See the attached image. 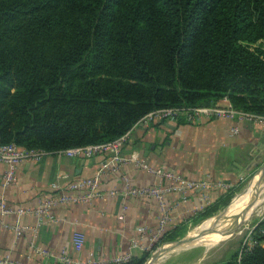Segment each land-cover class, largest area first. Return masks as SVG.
<instances>
[{
	"label": "trees",
	"instance_id": "16d2710c",
	"mask_svg": "<svg viewBox=\"0 0 264 264\" xmlns=\"http://www.w3.org/2000/svg\"><path fill=\"white\" fill-rule=\"evenodd\" d=\"M222 99L264 113V0H0L2 143L55 153L112 141L158 108ZM253 234L264 241V216ZM211 264H264V247Z\"/></svg>",
	"mask_w": 264,
	"mask_h": 264
},
{
	"label": "crops",
	"instance_id": "0c3cea01",
	"mask_svg": "<svg viewBox=\"0 0 264 264\" xmlns=\"http://www.w3.org/2000/svg\"><path fill=\"white\" fill-rule=\"evenodd\" d=\"M219 103H227V100L222 99ZM181 121L156 120L133 126L122 149L123 154L136 152L151 166L169 170L187 180L225 182L234 187L248 176L250 171L245 176L242 174L261 152L264 128L227 118ZM235 125L238 133L231 135L230 129ZM101 160L100 155L75 158L47 153L40 161L20 163L16 181L6 187L1 181L5 165L0 163V199L11 207L33 208L46 195L83 193L84 190H70L69 183L91 177ZM52 183L58 188L54 189ZM126 184L168 187L175 185V181L156 178L132 162L122 165L119 170L107 171L99 187L105 193L102 197L89 203L56 205L50 211L53 219L45 218L40 224L33 214H25L20 222L29 229L19 235L12 228L14 216L4 217L6 226L0 223V259L9 256L24 264L58 263L54 256L39 254L38 247L55 255L65 250L72 258H93L102 264L128 252L131 257L140 256L150 247L151 234L156 232L162 212L156 198L122 195ZM110 190H116L117 194L109 195ZM228 190L212 186L205 190L193 188L166 193L164 203L170 216L166 230L190 221L202 202V193L208 194L210 205ZM120 214L123 219L118 218ZM140 226L146 227V234H139L137 228ZM74 231L82 232L85 237L78 252L71 245ZM229 247L223 245L208 252L188 249L167 258L164 264H211L228 259L231 256L227 257L228 250L232 249ZM235 251L232 249V253Z\"/></svg>",
	"mask_w": 264,
	"mask_h": 264
},
{
	"label": "built area",
	"instance_id": "2783aa9c",
	"mask_svg": "<svg viewBox=\"0 0 264 264\" xmlns=\"http://www.w3.org/2000/svg\"><path fill=\"white\" fill-rule=\"evenodd\" d=\"M212 118H227L239 121H247L264 128V113L255 114L240 109H236L227 103L221 104L217 103L212 106H180V107H169V108H158L146 113L135 125L139 123H150L156 120H170L179 122L180 120L185 121H200L203 119ZM134 125V126H135ZM130 130L120 137L104 143L89 144L83 146H76L72 148H67L55 152L59 155H64L67 157L75 158H91L96 155L102 156L99 167L95 173L88 178H83L74 182L69 183L68 188L70 190H84L83 193L76 195L69 194L67 192H61L57 195H46L44 196L39 204L33 208L25 207H11L7 205L6 201L0 199V223L5 225L3 222L4 217L14 216L15 223L12 226L13 230L17 235L29 229L28 226L23 225L20 220L25 214H33L38 223H42L45 218L53 219L50 215L51 209L59 204H75V203H89L93 199L102 197L105 193L100 191L99 187L101 184V178L107 171H116L126 163L132 162L139 168L146 170L147 172L153 174L156 178H165L168 180H174L175 185L163 187L160 185H142V186H129L126 184L122 195L130 196H140V197H153L158 200L161 208L162 215L159 218L158 228L156 232L151 234L150 237V247L156 242V240L165 232L167 223L170 220L168 214V208L164 203L165 194L171 190L184 192L187 189L200 188L201 190L208 189L212 186H221L224 189H231L233 185L231 183L225 182H209V181H195L187 180L169 170H165L160 167H153L140 159L136 152H131L128 155L123 154L124 144L129 136ZM231 135L238 133V127L232 126L230 129ZM42 149H26L17 146L14 143H2L0 142V163L5 165V170L1 176L2 185L4 187L14 183L17 179V168L23 161L37 162L40 161L43 155L47 154ZM54 189L58 188L56 183H52ZM109 195H116V190H110ZM201 204L198 206V211H202L209 203V196L206 193L201 195ZM123 210L126 206L123 205ZM119 219H123V214L118 216ZM6 226V225H5ZM140 235L146 234V227L140 226L137 228ZM252 232L250 231L247 239L244 241L239 254L242 251L249 250L254 245H260L264 247V241H259L255 239ZM84 234L80 231H74L71 235V245L75 251H80L84 245ZM147 248V250H149ZM37 252L42 256H54L56 257L58 263L60 264H102L93 258H88L86 260L72 258L65 250H61L58 254L47 250L46 248L38 247ZM131 257V253H125L121 256L115 258L112 262H122L126 261ZM0 264H24L20 261L12 260L9 256H5L0 259Z\"/></svg>",
	"mask_w": 264,
	"mask_h": 264
},
{
	"label": "bare ground",
	"instance_id": "6f19581e",
	"mask_svg": "<svg viewBox=\"0 0 264 264\" xmlns=\"http://www.w3.org/2000/svg\"><path fill=\"white\" fill-rule=\"evenodd\" d=\"M262 184H264V174L254 176L250 185L243 192L237 194L225 210L221 211L218 215H214L205 220L201 225H199L197 227L199 234L196 235L195 233L191 237V240H189L186 244L194 245L197 243L208 242L213 239L217 240L220 237L241 228L242 224L249 218V207L252 204L257 203V199L254 196L261 189V187L264 186ZM263 209L264 203H261L258 212L262 213L261 211ZM170 249L171 244L164 245L157 253L148 259L146 264H156L168 253L167 251Z\"/></svg>",
	"mask_w": 264,
	"mask_h": 264
},
{
	"label": "rangeland",
	"instance_id": "374dc122",
	"mask_svg": "<svg viewBox=\"0 0 264 264\" xmlns=\"http://www.w3.org/2000/svg\"><path fill=\"white\" fill-rule=\"evenodd\" d=\"M264 163V161H262L258 167L254 168L249 174L248 176H246L245 178H243L234 188H233V192H232V196L230 197V199L228 200V202L226 204H224V206L220 207V209L215 212L214 214L210 215L209 217L201 220L199 223L197 224H190V226L187 227V229L184 231V233L179 236L178 238H176L175 240L172 241H176V240H180L184 237H186L187 235H193L195 233H197L198 229L197 227L199 225H201L205 220L211 218L214 215H217L218 213H220L222 210H224L229 204L230 202L233 200V198L243 192L251 183L252 179L254 178V176L258 175L261 173V165ZM257 183V182H256ZM255 183V184H256ZM264 185V184H262ZM264 186L261 187V189L255 194V198L257 199V203L252 204L249 209H248V220L242 224V227L239 229H236L235 231L226 234V236H222L217 240H210L208 242H204V243H197L194 244V246L192 245V247L189 248H178L177 250L171 251L169 253H167L163 258H161L156 264H164L165 260H167V258L176 255L180 252H183L185 250L188 249H192V250H196L198 252H208L212 249L218 248L219 246H223V245H228L231 246L229 248H232L233 250H240L244 241L247 239V236L249 234V232L255 228V226L258 224V222H260L264 216V209L261 211L262 213L258 212L259 207L261 206V203H264ZM262 200V201H261ZM194 231V232H193ZM192 232V233H191ZM228 235V236H227ZM172 241H165L162 242L161 244H158L154 249H149L151 250L149 252L148 257L146 258V260L153 255V253L163 247L166 244H169ZM214 243V244H213ZM203 244V245H202ZM232 249L228 250V255L227 257H229L232 254ZM145 260V261H146ZM144 261V262H145Z\"/></svg>",
	"mask_w": 264,
	"mask_h": 264
},
{
	"label": "water",
	"instance_id": "95a60500",
	"mask_svg": "<svg viewBox=\"0 0 264 264\" xmlns=\"http://www.w3.org/2000/svg\"><path fill=\"white\" fill-rule=\"evenodd\" d=\"M262 134L264 135V129H263V131H262ZM260 150H261V152H259V154H257L251 161H250V163H249V165L246 167V169L243 171V174H242V176H245L246 175V172H251L254 168H256V167H258L259 166V164L262 162V161H264V145H262V146H260ZM260 169H261V173L259 174V175H262V174H264V163L261 165V167H260ZM226 209V208H225ZM224 209V210H225ZM223 211V210H222ZM219 214V213H218ZM217 214V215H218ZM197 234H199V231L196 233V235ZM194 235V234H193ZM193 235H187L186 237H184V238H182V239H180V240H176V241H172V242H170L169 244H171V249L170 250H168L167 252L169 253V252H171V251H174V250H177L178 248L180 249V248H189V247H192V244L191 245H188V244H186L189 240H191V237L193 236ZM199 236V235H198ZM224 236H226V235H224ZM228 236V235H227ZM194 246V245H193ZM162 248V247H161ZM161 248H159V249H157L154 253H153V255L155 254V253H157ZM152 255V256H153ZM151 257V256H150ZM149 257V258H150ZM148 258V259H149ZM148 259L143 263V264H146V262L148 261Z\"/></svg>",
	"mask_w": 264,
	"mask_h": 264
}]
</instances>
